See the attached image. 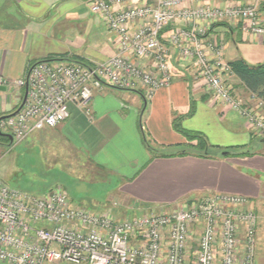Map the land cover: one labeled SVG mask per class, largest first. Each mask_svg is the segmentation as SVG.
Listing matches in <instances>:
<instances>
[{"label": "built area", "instance_id": "built-area-1", "mask_svg": "<svg viewBox=\"0 0 264 264\" xmlns=\"http://www.w3.org/2000/svg\"><path fill=\"white\" fill-rule=\"evenodd\" d=\"M133 1L90 2L91 11L116 35L117 51L108 59L96 63L40 60L24 77L11 81L0 77V85L29 87L23 107L1 119L0 128L20 141L65 121L71 105L86 107L90 114L88 102L94 90L104 84L142 88L145 97L151 99L159 89L172 84V50L178 49L197 63L200 78L217 101L238 112L254 131L264 133L263 102L252 105L234 94L227 78L233 70L224 59V43L204 38L210 23L236 19L244 22L246 31L264 35L262 0H228L233 3L225 7L188 6L185 0H147L139 5ZM177 20L185 24L171 32L168 44L163 37ZM185 206V210L112 222L109 217L71 209L62 190L35 195L0 178V264L58 260L77 264H186L192 221L203 225L196 264H255L258 220L247 197L210 193L187 201ZM74 220V226H83L86 231L68 226ZM42 223L52 227H40ZM139 231L146 232L147 238L144 245L134 247L132 237ZM164 248L166 259L161 261Z\"/></svg>", "mask_w": 264, "mask_h": 264}, {"label": "crops", "instance_id": "crops-1", "mask_svg": "<svg viewBox=\"0 0 264 264\" xmlns=\"http://www.w3.org/2000/svg\"><path fill=\"white\" fill-rule=\"evenodd\" d=\"M146 1L134 0L132 4ZM185 1L188 6L225 7L233 3ZM90 2L0 0V77L10 81L24 77L30 65L50 57L96 63L115 54L116 35L91 11ZM260 11L264 17V0ZM61 18H72L83 25H76L71 36L64 33L59 40L55 33ZM184 24L177 20L170 25L163 40L169 44L171 32ZM207 28L205 40L224 43L225 61L243 58L253 65L264 63V35L246 31L243 21L212 22ZM52 38L55 47L48 45ZM59 41L66 48L58 47ZM172 52L174 80L151 99L146 100L144 89L104 84L94 90L88 102L90 114L86 113V107L71 105L65 121L41 131L63 140L74 153L87 155L85 161L92 167L105 166L123 177L115 187L118 196L129 197L136 205L157 207L210 193L247 197L249 206L259 216L255 264H264V138H257L238 112L212 96L195 61L184 57L178 49ZM227 78L235 95L252 105L263 102L245 88L235 73ZM25 91L26 87L13 86L0 90V116L16 112ZM260 108L264 114V103ZM181 129L198 131L209 144L222 149L249 147L250 154L181 155L188 143L197 142L187 140Z\"/></svg>", "mask_w": 264, "mask_h": 264}, {"label": "rangeland", "instance_id": "rangeland-1", "mask_svg": "<svg viewBox=\"0 0 264 264\" xmlns=\"http://www.w3.org/2000/svg\"><path fill=\"white\" fill-rule=\"evenodd\" d=\"M76 25L79 27V25L82 26L83 24L72 18H61L56 26V38L60 40L64 33H67V36H71L76 30ZM52 42H55L54 38L49 41L48 45L54 46ZM57 46L66 48L65 43L61 41L57 43ZM52 60L54 63L66 62L65 59L60 58ZM141 89L135 88L134 90ZM144 92H146L145 89ZM145 98L148 100L147 97ZM252 130L257 138H264L263 132L254 131L253 128ZM1 131L3 130L1 129ZM40 131H35L20 141H15L14 137L13 141H10L8 136V138H0V178L9 186L35 195H44L55 190H62L67 194L71 209H79L99 217H109L112 222L126 221L144 215H162L182 208L185 210L187 201L191 203L201 198V196L188 197L185 199L186 201L182 200L174 204H160L157 207L148 206L149 204L136 205L129 197L121 198L120 195L118 196L115 187L122 182L123 177L115 175L114 172H111L105 166L100 168L92 167L85 161L87 155L78 154V152L74 153L71 147L63 140H58L54 135V137H51L47 132ZM3 132L8 133L5 130ZM245 150H250V148L243 147L235 151L241 153ZM84 163L86 165H83ZM256 215L257 220H259L257 213ZM76 222L75 220L70 221L68 226L73 225L72 227L75 231L85 232V227L74 226ZM40 227L51 228L52 225L42 223ZM202 232L203 225L199 221L190 222L186 264H196L197 242ZM240 234H243V230L240 231ZM146 238V232L139 231L133 235L131 245L134 247L144 245ZM165 238L167 237L165 236ZM241 238L242 235H240V246L244 245ZM163 246L165 247V245ZM190 247H192L191 250H189ZM165 259L166 249L164 248L160 260L164 261ZM43 264L77 263L68 260H58L51 263L43 262Z\"/></svg>", "mask_w": 264, "mask_h": 264}, {"label": "trees", "instance_id": "trees-1", "mask_svg": "<svg viewBox=\"0 0 264 264\" xmlns=\"http://www.w3.org/2000/svg\"><path fill=\"white\" fill-rule=\"evenodd\" d=\"M57 57H50L48 59L43 60H51L56 59ZM64 59V58H60ZM71 60L82 62L81 59L71 58ZM84 62V61H83ZM232 67L235 75L240 79V81L244 84L245 88L254 94L259 100L264 103V63L259 64H250L245 59L239 58L237 60L229 62ZM33 65V64H32ZM28 67V70L32 66ZM7 115H2L0 118H4ZM187 140L190 142L197 141L196 144L188 143L189 147L180 152L181 155L186 153H192L202 157H211L215 156L217 152L220 153V156H230V155H246L250 154V150H245L243 152H236L235 150L243 147H232L227 149H222L220 147L209 144L206 137L198 132L193 130H180ZM1 138V136H0ZM9 141V139H7ZM224 151V153H223Z\"/></svg>", "mask_w": 264, "mask_h": 264}, {"label": "water", "instance_id": "water-1", "mask_svg": "<svg viewBox=\"0 0 264 264\" xmlns=\"http://www.w3.org/2000/svg\"><path fill=\"white\" fill-rule=\"evenodd\" d=\"M6 89H7V87H6L5 85L0 86V90L5 91ZM28 91H29V87H28V85H27V86H26V91H25L24 98H23V100H22V103H21L20 107L17 109V111L20 110V109L23 107V105L25 104V102H26V100H27V97H28ZM1 119H2V118H0V120H1ZM0 135H6V136L9 137L10 141H13V136H12L11 134L4 133L3 131H1V129H0Z\"/></svg>", "mask_w": 264, "mask_h": 264}, {"label": "flooded vegetation", "instance_id": "flooded-vegetation-1", "mask_svg": "<svg viewBox=\"0 0 264 264\" xmlns=\"http://www.w3.org/2000/svg\"><path fill=\"white\" fill-rule=\"evenodd\" d=\"M1 137H3V138H8L7 136H3V135H0Z\"/></svg>", "mask_w": 264, "mask_h": 264}]
</instances>
